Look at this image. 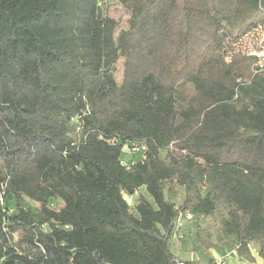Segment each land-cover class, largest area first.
<instances>
[{
	"label": "trees",
	"instance_id": "trees-1",
	"mask_svg": "<svg viewBox=\"0 0 264 264\" xmlns=\"http://www.w3.org/2000/svg\"><path fill=\"white\" fill-rule=\"evenodd\" d=\"M114 3L131 13L117 38ZM261 13L264 0H0V261L181 264L179 214L219 210L220 242L264 258V71L226 60Z\"/></svg>",
	"mask_w": 264,
	"mask_h": 264
},
{
	"label": "rangeland",
	"instance_id": "rangeland-1",
	"mask_svg": "<svg viewBox=\"0 0 264 264\" xmlns=\"http://www.w3.org/2000/svg\"><path fill=\"white\" fill-rule=\"evenodd\" d=\"M109 16L119 22V28L115 32V38H117L118 34L122 30H127L129 28L130 23V16L131 13L128 11L125 7L118 3L110 4L109 5ZM254 24L256 25L254 28H256L259 25H264V13H261L256 16L254 20ZM254 30V29H253ZM264 30V29H262ZM259 32V33H258ZM258 32H254V37L249 36L248 41H244L243 43H228L226 48H229L228 52L232 54H241V51H245L247 49H255L258 47L259 41L257 38H262L263 32H261V29L258 30ZM237 44V45H236ZM245 57H249L247 55H242ZM260 62L258 59L255 62L256 67H259L262 71H264V60H261ZM123 65L124 60L121 59L117 64V70L115 73V79L118 85L122 84L123 80ZM129 149H126V152L122 155V161L124 163H129L131 159L134 161H137L141 159V152H129ZM168 187L166 188V195H169L168 193ZM143 190V189H142ZM141 193V191H140ZM184 188L180 186L173 187V190L171 192L172 200L175 202L177 207H180L184 200ZM125 199L127 200L129 206L133 208L135 204L137 203V196H131L129 193L124 194ZM224 214L223 210H219L214 216L210 218H204L200 220H194L192 222L183 223L182 226L178 229V236H174L173 240H171V247L174 248L176 251V246H178V243H183V239H185L186 232L189 230L196 233L197 237L196 240L199 244V247L205 251H209L212 248L220 247L221 244L224 245L223 242H220V229H221V219L222 215ZM192 223V224H190ZM184 226V228H183ZM180 243V244H181ZM193 250V249H192ZM251 250H257L258 249L255 245H251ZM255 253V252H254ZM220 259H223L226 261V264H228L227 259L225 257L217 258L213 261V264H216V262ZM186 264L185 262H183Z\"/></svg>",
	"mask_w": 264,
	"mask_h": 264
},
{
	"label": "crops",
	"instance_id": "crops-1",
	"mask_svg": "<svg viewBox=\"0 0 264 264\" xmlns=\"http://www.w3.org/2000/svg\"><path fill=\"white\" fill-rule=\"evenodd\" d=\"M196 237V233L189 230L186 232L183 243L180 242L181 244L178 243L179 245L176 246V251L173 248L174 254L181 262L191 264H213L215 259L225 257L228 264H264V258L258 255L257 250L252 251L255 261L248 262L240 259L234 247L225 243L224 245L221 244L220 247H217L216 249L212 248L209 251H205L199 247Z\"/></svg>",
	"mask_w": 264,
	"mask_h": 264
},
{
	"label": "built area",
	"instance_id": "built-area-1",
	"mask_svg": "<svg viewBox=\"0 0 264 264\" xmlns=\"http://www.w3.org/2000/svg\"><path fill=\"white\" fill-rule=\"evenodd\" d=\"M253 29L249 33H247L246 35L241 37L235 43H243L244 41H248L249 36L254 37V32H258V30L261 29V32H263V34H262V38H257V40L259 41L258 47L253 49V50L247 49L243 52L241 51V53H242V55H247L249 57H256L260 62H262L261 60H264V30H262V29H264V25H259ZM231 54L232 53L229 52V55L226 59L228 62L230 61ZM73 123L77 126V128H76L77 132H80L82 130L83 117L79 116V117L74 118ZM101 139H103V138L101 137ZM108 143L111 145H115V140H109ZM126 149H129L130 150L129 152H143L146 150L144 146H135V145L133 147H125V149H124L125 152H126ZM135 195H138V192H136ZM0 203H1V205H3V203H4L2 197L0 198ZM194 219H195V217L193 215H191L189 213H182L181 212L177 218V221H176V225H175L176 234H175V236H178V234H177L178 229L182 226L183 223L192 222V221H194ZM9 231H10L9 228L7 227V220L4 218L3 232L5 234H9ZM4 260H5V258H2V260L0 261V264H3ZM181 264H184V263L182 262ZM216 264H226V261L223 259H220L216 262Z\"/></svg>",
	"mask_w": 264,
	"mask_h": 264
}]
</instances>
